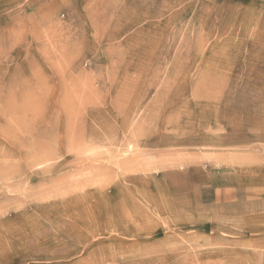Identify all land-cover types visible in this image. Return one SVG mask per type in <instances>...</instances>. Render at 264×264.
I'll list each match as a JSON object with an SVG mask.
<instances>
[{
	"label": "rangeland",
	"instance_id": "obj_1",
	"mask_svg": "<svg viewBox=\"0 0 264 264\" xmlns=\"http://www.w3.org/2000/svg\"><path fill=\"white\" fill-rule=\"evenodd\" d=\"M0 130V264H264V0H0Z\"/></svg>",
	"mask_w": 264,
	"mask_h": 264
},
{
	"label": "bare ground",
	"instance_id": "obj_2",
	"mask_svg": "<svg viewBox=\"0 0 264 264\" xmlns=\"http://www.w3.org/2000/svg\"><path fill=\"white\" fill-rule=\"evenodd\" d=\"M12 120V119H11ZM10 125V124H9ZM23 125V124H22ZM18 126H19V124H18ZM17 126V127H18ZM7 129V128H6ZM33 129V128H32ZM28 130H29V127L26 125V126H21V128H17L15 131H16V133L19 135V134H22L23 132H28ZM39 130V129H38ZM36 131V130H35ZM40 132V131H39ZM5 134V135H7L5 132H4V130L2 131V130H0V134ZM33 133V132H32ZM36 133V132H35ZM27 135V134H26ZM35 135V134H34ZM38 135V134H37ZM7 137V136H6ZM7 138H9V137H7ZM19 138H20V136H19ZM18 139V138H17ZM21 140H23V139H21ZM25 140V139H24ZM28 140V139H27ZM26 140V141H27ZM30 141V140H29ZM20 142H22V141H20ZM18 144V143H17ZM28 145L30 146V148H31V160H30V164H33V165H36V164H38V162L40 161V159L42 158V153L40 152V148L37 146V143L35 142V140H31V142L30 143H28ZM55 146V145H54ZM14 148V147H13ZM19 152V151H18ZM7 154H8V152H7ZM9 155V154H8ZM19 155V154H18ZM7 156V155H6ZM5 156V157H6ZM28 160V159H27ZM25 166V165H24ZM23 166V167H24ZM22 167V168H23ZM2 170V169H1ZM4 173V172H3Z\"/></svg>",
	"mask_w": 264,
	"mask_h": 264
}]
</instances>
